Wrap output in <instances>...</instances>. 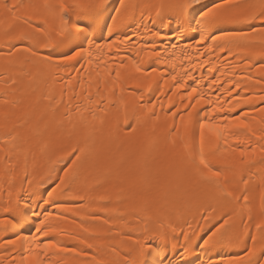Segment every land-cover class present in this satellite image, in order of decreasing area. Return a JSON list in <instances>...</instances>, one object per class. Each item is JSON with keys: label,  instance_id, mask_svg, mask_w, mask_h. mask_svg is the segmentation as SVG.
I'll use <instances>...</instances> for the list:
<instances>
[{"label": "snow or ice", "instance_id": "6c2138e0", "mask_svg": "<svg viewBox=\"0 0 264 264\" xmlns=\"http://www.w3.org/2000/svg\"><path fill=\"white\" fill-rule=\"evenodd\" d=\"M111 3L112 0H72L65 4L63 0H58L53 4L49 0H43L40 5H29V8L41 9L43 13H55L59 20L58 26L50 30L44 22L36 24L31 33L13 35V27L9 25L4 31V35L10 37L6 41L9 46L5 51L4 46L0 45V57H6L10 64L37 59L51 67L76 71L77 65L83 67L81 62L86 56L91 59L93 48L97 51L107 50L112 57L119 56L122 49H135L137 55L151 53L146 61L136 60V73L147 76L156 72L157 65L161 62H164L163 67H169L166 62L175 58L177 50L182 56L187 54L180 65L184 69L180 78L173 74L174 67L168 74L172 81L168 92L175 89L178 93H184L180 105L167 94V107L160 103V111L165 114L166 120L170 119L172 122L167 128V135L173 138L174 145L180 146V150L169 161V171L175 178L174 184H169L162 194L165 198L179 194L190 200L196 199L194 191L184 189L183 178L191 174L199 183L216 188V206L201 205L203 211L198 210V218L197 215H193L191 219L179 215L163 230L145 227L137 238L135 247L124 253L123 264H197L198 261L200 264H264V219L257 222L251 214L246 219L241 216L240 226L243 231H239L233 222V212L216 211L217 207L226 209L231 204L249 206L251 200L248 193L253 177L264 181V129H260L262 134L257 136L252 127L255 121L250 118L252 113H257L264 119V63L257 69L260 75L255 78L251 72L255 65L248 64L247 59L244 61L247 70L242 71L239 78L234 72L231 77L222 79L225 73L221 67L216 66L217 60L228 64L227 57L235 58L233 47H257L253 37L264 34V0H215L210 6L205 4V0H168L167 3L161 0L151 4L147 0H117L114 10L109 13ZM18 7L19 5L6 6L9 12ZM137 18L140 29L127 31L136 28ZM24 22L33 24L31 17H25ZM17 42L24 47H17ZM162 44L167 46L161 48ZM259 47L264 49V43ZM42 50H47L43 57ZM259 55L264 58V51ZM125 62V59H121L119 65L112 70L117 79ZM228 66L232 67L231 64ZM197 72L201 75L197 76ZM29 78L31 79V74ZM162 79L167 83L166 78ZM71 80L69 74L72 93L67 101L63 96L59 100L51 95L43 96L41 99L48 102L50 111L37 113L32 109L18 116L15 109L21 107L22 100L14 97L21 81L11 74L6 78L0 75V84L6 86L0 88V100L3 101L0 110V128L3 129L0 133V147L17 155L24 154L26 158L35 141L50 159V166L39 182H34L25 172L17 194L19 198L15 202L10 199L7 204H0V233L7 234L0 242V248L4 251L11 252L17 240L24 241L26 238L21 233L25 226H31L28 239L33 247L27 249V256L21 250L20 264H25V261L27 264H48L47 259H41L40 255L33 253L47 257L50 250H55L56 255L65 253L77 257L89 256V250L94 245L87 243L86 237L81 238L77 233L68 234L71 241L84 244V249H77L74 243L60 242L54 238V233H60L51 221L54 216L57 220H64L68 204L76 205V211H81L96 201L101 202L102 208L90 210L84 217H73V222L78 220V227L85 234L90 232V227L87 226L89 222L93 226L96 222L109 225L114 219L111 216L104 218L102 215V211L112 202L111 194L107 191L98 194L111 179L112 170H97L93 185L81 184L82 171L89 158L86 147L89 142H95V126L83 137L85 147H81L80 141H77L70 151L61 156H55L51 142L45 139L46 133L53 126L62 129L65 120L72 123V113L80 117L81 128L89 127L85 112L95 116L90 107L94 95L90 91L78 94L71 85ZM79 84L80 79H77V86ZM202 89H207V92ZM80 95L84 99H80ZM213 96L216 97L215 100L212 99ZM140 99L143 101L142 95ZM105 103L104 98L99 97L96 109L103 110ZM147 103L150 105L151 115L159 119L157 105L152 104L151 100ZM225 104L228 105L227 108L224 107ZM210 120H219L224 127L214 137L206 139L205 129L214 127ZM102 125L103 121L101 127ZM76 132L77 124H73L72 133ZM229 138L232 139L231 145ZM206 147L211 149L209 154L220 152L222 147H231V160L224 164H212L206 157ZM237 147L240 149L239 157L234 155ZM24 183L29 185L30 195L27 200L21 194L24 192ZM127 191L129 199L141 197L146 203L153 193V185L146 183ZM36 197L39 199L35 208H32L31 201ZM21 200L24 201L23 205ZM261 208L264 215V194L261 195ZM118 218L123 219L122 216ZM31 231L36 236H31ZM42 238H48V242H44ZM225 247L233 251L227 255H203L207 252H219ZM10 264H16L15 254L12 255ZM88 264L108 262L95 261L93 257Z\"/></svg>", "mask_w": 264, "mask_h": 264}, {"label": "bare ground", "instance_id": "6f19581e", "mask_svg": "<svg viewBox=\"0 0 264 264\" xmlns=\"http://www.w3.org/2000/svg\"><path fill=\"white\" fill-rule=\"evenodd\" d=\"M57 2L58 0H49V3L55 4ZM63 2L69 4L72 0H63ZM157 2H161V0H147L149 4ZM163 2L167 3L168 0H163ZM214 2L215 0H205V4L208 6ZM42 3L43 0H0V45L4 46L5 51L9 46L6 41L10 37L5 36L4 31L9 25L13 27V35H18L21 32L31 33L36 24L44 22L50 30L56 29L59 20L55 13H43L41 9L29 8V5H40ZM116 3L117 0H112L109 13L114 10ZM11 5H19V7L14 9L13 12H9L6 6ZM16 17L20 19H15ZM25 17H31L33 24H25ZM140 27V21L137 18L136 28L127 31H136ZM35 38L41 39L40 37ZM253 40L257 44L255 48H232L235 58L233 56L227 57L228 64L232 65L231 68L222 60L216 61V66L221 67L225 73L222 79L231 77L234 72L239 78L242 71L247 70V64L244 63L246 59L248 64L255 65L251 69L253 77H259L260 72L257 69L264 63V58L259 55L264 49L260 48L259 45L264 43V34L254 36ZM166 46V44L160 45L161 48ZM17 47L23 48L24 45L17 42ZM46 52L47 50H42L41 57ZM150 55L151 53L147 52L137 55L135 49H122L119 56L112 57L107 53V50L97 51L93 48L90 53L91 59L86 56L85 60L81 62L83 67L77 65L76 71L51 67L37 59H32L27 63L10 64L6 57H0V75L6 78L11 74L21 81V86L14 97L22 100L21 107L15 109L18 116L32 109L37 113L50 111L48 102L41 99L43 96L51 95L55 100H59L63 96L64 100L67 101L68 96L72 93L68 81L69 74L72 77L71 85L75 87L78 94L90 91L94 95L90 107L93 108L95 116L93 117L87 112L84 113L89 124L88 128L79 127L80 117L72 113V123L65 120L62 129L53 126L46 133L45 139L51 142L55 156H61L66 151H70L77 144V141H80L81 147H85L83 137L91 130L92 126H95V142H89L86 147L89 158L82 171L81 184L84 186L93 185L97 178V170L107 168L112 170L111 179L98 193L102 194L107 191L111 194V204L102 211L104 218L108 216L114 218L109 225L96 222L93 226L89 222L87 226L90 227V232L85 234L78 227L79 221L73 222V217H84L88 211L102 208L99 201L88 205L85 210L81 211H76V205L68 204L66 206V218L61 221L54 216L51 221L57 228V232L60 233L59 235L53 234L57 241L74 243L77 249H84V244L71 241L68 234L77 233L81 238L86 237V242L94 245L93 249L89 250V256L85 258L65 253L56 255L55 250H50L47 257L40 253H33V255H40L41 259H47L48 264H88L93 257H95V261L123 264L124 253L135 247V242L145 227L150 230H163L179 215L189 219L193 215H197L198 218V210L203 211L201 205L211 204L214 207L216 206L218 197L216 188L199 183L191 174L183 178V184L186 191L196 193V199L190 200L179 194L165 198L162 194L169 184H174L175 178L169 171V161L180 150V146L174 145L173 138L167 135V128L172 122L170 119L166 120L165 114L160 111V103L167 107L168 100L165 98L167 94L171 96L177 105H180L181 96L184 93L183 91L178 93L175 89L171 93L168 92L172 83L168 74L171 73L174 67L175 72L173 74L180 78V74L184 70L180 65L187 58V54L182 56L181 52L177 50L175 58L166 62L169 67H163L164 62H161L157 65L158 70L151 75L146 76L136 73V60L146 61ZM121 59H125L126 62L124 67L120 69V77L117 79L112 70L119 65ZM113 60H115V63H112ZM29 74H31V79ZM196 75L199 76L201 73L197 72ZM162 77L167 79V83ZM77 79H80L78 86ZM254 82L255 79H253ZM198 83L202 84L203 81H198ZM2 87L6 86L0 84V88ZM202 90L207 92V89ZM141 95L143 101L140 99ZM99 97H103L106 101L103 110H97L95 107L96 100ZM79 98L84 99V96L80 95ZM212 99L215 100L216 97L213 96ZM149 100L152 104L157 105L156 112L159 119L151 115L150 105L147 103ZM2 103L3 101L0 100V110H2ZM85 103H87L86 100ZM224 107L227 108L228 105L225 104ZM250 118L255 121L252 127L256 135H261L260 129H264V119L257 113H252ZM101 121H103L102 127ZM210 123L214 127L205 129L206 139L214 137L215 133L224 127L219 120H210ZM73 124H77L76 134L72 133ZM2 132L3 129L0 128V133ZM182 133L183 128H181ZM231 144L232 139L229 138V145ZM239 150V147H237L234 153L237 157H239ZM210 151L211 149L206 147V157L214 165L229 162L233 155L231 147L227 149L222 147L220 152L215 154H209ZM6 156L9 158L6 159ZM55 156H52V159H55ZM49 166V155L44 154L40 144L35 141L26 158L24 154L17 155L0 147V204H7L10 199L15 202L19 198L17 194L20 192L25 172L34 182H39ZM60 167H63V165H60ZM146 183L153 185V193L146 203L144 198L141 197L134 200L128 198V189L139 188ZM23 187L24 192L21 194L27 200L30 195L29 185L24 183ZM121 189H125V191L122 192ZM262 194H264V181L254 176L253 184L248 193L251 200L249 206L231 204L226 209L217 207L216 211L218 213L222 211L233 212V222L239 231H243V227L240 226L241 216L246 219L251 214L257 222L264 219L261 208ZM38 199L39 197H36L31 201L32 208H35ZM20 203L23 205L24 201L21 200ZM24 206L28 207V205ZM121 216L123 219L118 218ZM30 228V224L24 227L21 235L26 239L24 241L17 240L16 244L12 246L11 252H6L0 248V264H10L13 254H15L16 264H20L21 250L24 251L25 256L29 254L27 249L33 247L28 239ZM4 235L7 234L0 233V242H2ZM31 236H36V233L31 231ZM42 239L44 242H48V238ZM153 245H155V241H153ZM231 251L233 250L225 247L219 252H207L203 255L207 257L227 255ZM201 259H204V257H201ZM25 264H27V261H25ZM197 264H200V262L198 261Z\"/></svg>", "mask_w": 264, "mask_h": 264}]
</instances>
